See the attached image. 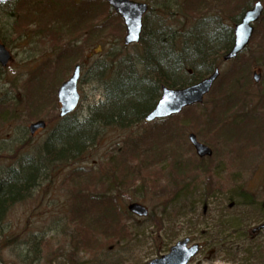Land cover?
<instances>
[{"label": "rangeland", "instance_id": "1", "mask_svg": "<svg viewBox=\"0 0 264 264\" xmlns=\"http://www.w3.org/2000/svg\"><path fill=\"white\" fill-rule=\"evenodd\" d=\"M54 1L60 5L58 7L60 8L66 3L82 0ZM89 1L93 2L90 8L95 12L97 9L102 10L100 16H103V19L96 20L99 25H107L115 21L117 27L113 28L116 32L103 34L95 43H87L85 38L79 39L77 47L81 55H77V52L71 55L70 64L72 66L62 73L63 77L59 75L57 63L59 56L65 54L71 45L60 44L58 38L53 43L52 36L37 30L42 24L49 23L45 21V18L31 21L28 25L29 31L20 23V20H25V14L37 13L41 17L44 15L42 10L49 15L54 14L48 2L16 0L11 3L12 5L0 8V42L6 46L12 56L7 68H0V181H3L8 174L26 171V162L41 164L40 170L43 171L38 182L28 191L27 198L13 206L0 223V264H147L167 254L171 247L182 239H189L192 243H199L202 246L200 255L190 264L264 263V229L259 230L254 236L251 235L252 229L264 224V210L260 204L255 207L240 206L242 205H239L240 200L232 198L236 193L245 192V188L247 190L249 188L252 195L260 194L261 189L264 191V163L254 174L249 175L246 170L236 174L239 183H243L246 179L243 186L245 188L238 190V188L230 187L234 179L226 170L223 147L221 150L220 146H215L210 163H207L206 159L199 163L187 141L188 133L195 134L188 121H185L183 128L179 126L177 120L168 121L164 127L144 122L129 129L104 128L98 140L85 149V154L76 161L56 167L53 165L51 166L53 168H50L48 163L49 169L47 170L43 166L45 156L41 149L61 120L56 91L59 85L71 76L73 68L76 65L81 66V78L78 83L81 100L78 110L72 116L81 118L80 121H83L88 119L94 106L98 107L107 99L105 84L100 82V78L95 77L98 62L99 64L107 62L108 69L110 59L114 56L118 58V62L122 60L125 63H132L137 72L140 69L139 64L142 63L143 51L137 47L123 48L122 39L125 29H123L122 22L113 18L111 10L104 11L103 0ZM133 1L145 3L150 7L144 28L145 25L147 28L159 27L161 31L168 30L171 34L182 33L180 31L184 30L194 31L195 25L209 17H212L211 19L217 17L220 21L219 27L232 30L241 12L257 2L256 0H243L241 5L239 4L232 10V16H229L221 6L220 12L216 9H219V5H225V1L222 0H218L217 4L213 0H190L191 4L189 3L188 6L185 0ZM260 1L264 3V0ZM204 3L212 5L200 9L198 13L200 17H193L189 14L190 9L194 13L195 7H200ZM225 6L228 9L229 3ZM234 6L235 4L232 8ZM65 16L70 21H73L74 16L79 19L77 14L69 17L68 13ZM259 23L249 49L240 55L239 59L228 64L221 62L219 65L221 69L219 80L226 78L235 67L246 68V72L241 77L242 81L248 83L249 89L248 94L243 96L246 110H252L255 103H261V98H264V57L262 56L264 16ZM206 27H208L206 22L198 25L200 31H204ZM147 34L150 33L147 32ZM201 34L205 36L202 39L206 38L207 33L201 32ZM218 34L223 36L226 33L220 31ZM63 67L65 68V65ZM255 72H259L262 77L258 84L252 78ZM115 74L117 71L108 75L109 81ZM52 78L56 80L52 82ZM125 88L126 85L120 92L124 93ZM203 102L194 107L191 113L197 116L208 114L211 101L207 97ZM183 116V113L178 115L181 120L187 118ZM38 120L47 123L46 129L31 136L28 127ZM171 125L179 129V137L173 143L162 144L159 149H166L167 146L175 148L177 152L173 149L170 153L174 157L184 158L187 162H194L192 167H212L214 175L210 182L202 176L198 177L199 182L193 185V193L191 196H186L189 198L181 196L177 205L169 203L165 206L168 195L161 193L164 192L167 180H163L159 167L149 170L138 167L137 164H129V170L134 173L140 171L138 175L146 181L144 184L140 181L134 182L133 178H126L125 185L119 183L117 179L112 182L108 179V176L113 175L111 167L108 168V163H111L113 158L120 157L119 153L124 146L139 139L142 145L137 153L142 155L147 146L145 133L161 135L163 133L161 130ZM241 133L248 146H258L264 137V129L259 123H255L253 127H243ZM127 148L130 150V146ZM247 155L251 154L248 151L240 152L242 163ZM137 157L135 155L133 159L140 158ZM158 158L160 157L155 158V161ZM251 159L253 157L245 160L244 163H251ZM79 170L84 175L83 177H87L81 180H90L88 184L77 178ZM87 173L90 174L87 175ZM106 178L107 182H105ZM110 184L113 185L112 188ZM223 186H226V190L229 191L216 192L208 197V189L222 191L220 187ZM72 187L74 194L71 191ZM110 190L114 193V197L119 194L116 203L125 215L124 224L131 225V239L122 242L117 248L100 249L96 255L84 253V250H77V252L75 250L76 255L73 256L72 244L75 241L73 236L76 233L69 222L72 202L77 200L80 205L83 197L103 198ZM131 203H139L150 214L160 217L162 223L160 231H157L152 222H146L128 214L127 206ZM235 219L243 221H239L241 224L238 227L239 233L238 228L229 230L227 227L228 222Z\"/></svg>", "mask_w": 264, "mask_h": 264}, {"label": "trees", "instance_id": "2", "mask_svg": "<svg viewBox=\"0 0 264 264\" xmlns=\"http://www.w3.org/2000/svg\"><path fill=\"white\" fill-rule=\"evenodd\" d=\"M44 1L48 2L51 9L53 8L54 11L52 12H55L54 14L49 15L45 10H42L44 15L41 14V17L37 13L25 14V20H20V23L21 26L29 31L28 25L31 21H39L45 18V21H49V23L42 24L37 30L52 36L53 43L58 38L60 39L58 41L60 44L71 45L65 51V54L59 56L57 68L61 77H63L62 73L72 66L70 64L71 55H75L76 52L78 53L77 55H81L78 52L79 47H77L79 39L85 38L87 43H95L100 40L103 34H114L116 32V29L113 28L117 27L115 21L107 25H99L96 20L103 19V16H98L99 13L101 15L102 10L97 9L95 12V10L91 9L92 1H75L74 3H66L60 8H58L60 5H57L54 0ZM222 1H225V5L229 3V7L227 9L223 4L219 5V8L221 6L226 10V14L232 16V10L237 8L242 0ZM185 2L187 6L189 3L191 4L190 0L189 2L185 0ZM234 4L235 6L232 8ZM104 6L102 8H105L104 11L106 10L107 12L106 5ZM190 10V15L198 17L200 10H195L194 13L192 9ZM68 13L69 17L77 14L79 19L74 16L73 21L68 20L65 16ZM113 18L119 19L114 14ZM213 22L208 23V27L204 31H200L197 28L198 25H195L194 31L184 30L180 31L182 33L173 34L168 30L161 31L159 27L150 28L148 24L149 28H147V25H145L141 37V45L137 48L143 51L141 54L142 63L139 64L140 69L138 72L136 69L134 70L132 63H125L122 60L118 62V58L114 56L110 59L108 69L106 67L107 62H101L100 64L98 62L95 69V77L97 79L100 78V82L105 84L107 99L100 103L98 107L94 106L91 109L88 119L80 121L81 118L78 119L71 115L59 121V124L53 129L41 149L43 156H45L43 166L46 167V170L47 168L49 169L48 163L50 168H53L70 164L80 158V156H83L86 152L85 149L91 147L98 140L101 130L104 128L129 129L134 125L143 123L147 114L154 109L160 97L161 87L166 86L174 90L175 88H186L197 84V82H200L209 73L213 72L214 68L218 66L221 56L231 49L232 44V35L225 29H219L218 24L220 21L216 18ZM212 28L214 29L212 30ZM220 31L226 34L220 36L218 34ZM147 32L152 33V35L147 34ZM201 32L203 34L207 33L206 38L202 39L205 36ZM262 56L264 57V51ZM64 65L65 68L63 67ZM58 71H56L57 75ZM114 71H117V74L109 81V76ZM245 72L246 68L235 67L226 78H223L224 80H219L208 96L211 101L208 114L194 115L191 113L194 107H191L182 112L187 117L184 120L177 116L166 121L155 122L157 126L162 125L164 127L168 121L177 120L179 126L183 128L185 121H188L198 139L212 148L213 151L215 146H220L221 150L223 147L226 170L234 179L233 182L231 181L230 187L238 188V190L239 188H245L243 186L246 183V179L243 183H239L236 174L245 170L248 171L249 175L254 174L264 163V137L258 146H248L241 133L243 127H253L255 123L261 124L264 129V98H261V103H255L256 105L252 107V110L244 108L243 96L245 97L249 90L248 83L242 81L241 78ZM55 78L57 79V76ZM55 78L51 79L52 82L56 80ZM124 85H126V91L121 93L120 91ZM161 131H163L161 135L145 133L144 137L147 146L145 147L146 151L142 155L137 153L142 145V141L139 139L124 146V149L119 153L120 157L113 158L112 162L108 163V168L111 167L113 173V175L108 176V179L111 182L117 179L119 183L125 185L126 178H133L134 182L140 181L144 184L146 181L142 180V177L138 175L140 171L134 173L129 170V164H137L139 165L138 167L148 168L149 170L159 167L163 180H167L164 192L161 193L168 195V200L164 204L165 206L169 203L177 205L181 196H191L193 185L199 182L198 177L202 176L210 182L214 175V169L207 166L192 167L194 162H187L184 158L174 157L170 153L173 149L177 152L173 147L167 146L166 149L160 150L159 148L162 144L173 143L179 137V129H175L172 125ZM128 146H130V150L127 148ZM243 151H248L251 155L244 157L242 163L240 152ZM135 155L140 158L133 159ZM157 157L160 158L155 161ZM251 157H253L251 163H244L245 160ZM224 158L222 159L223 161ZM206 160L207 163H210L211 159ZM200 162H204V159H200ZM26 163V171L8 174L3 181H0V223L3 222L4 217H6L13 206L27 198L28 191L35 186L34 184L38 178L43 175V171L40 170L41 164ZM166 167L168 169H164ZM78 172L80 173L77 178L88 184L90 180H81L87 179V177H83L81 170ZM89 174L87 173V175ZM107 181L106 178L105 182ZM111 184L110 187L112 188L113 185ZM143 184L141 185L146 186ZM225 187H220L222 191L208 189V197L216 194V192H228L229 190H226ZM72 189L74 190L73 187L71 191ZM245 189V192L241 191L234 194L233 200L238 198L240 200L239 205L242 204L240 206L245 207H255L260 204L262 210H264V191L261 189L260 194L262 193V195L259 193L252 195L249 192V188L248 190L247 188ZM72 193L74 194V191ZM113 194L110 190L103 198L95 196L83 197L80 205L77 200L72 202L69 222L76 233L73 236L75 238L72 244L73 256L76 255L77 250H84V253L96 255L100 249L117 248L122 242L131 239V225L124 224L125 215L116 203L119 194L115 195V197ZM144 221L152 222L156 226L157 231L162 228L161 218L154 214H150ZM239 221V219L229 221L228 229L236 230L241 225ZM237 231L239 233V228Z\"/></svg>", "mask_w": 264, "mask_h": 264}, {"label": "water", "instance_id": "3", "mask_svg": "<svg viewBox=\"0 0 264 264\" xmlns=\"http://www.w3.org/2000/svg\"><path fill=\"white\" fill-rule=\"evenodd\" d=\"M10 0H0V4H7ZM109 5L115 9L124 20L126 36L124 37V46L129 47L131 44L140 42V34L142 31V16L147 11V6L135 4L128 0H107ZM262 5L259 2L254 8L248 10L241 22L235 27V41L232 50L224 56V61L236 59L237 55L248 47L252 37L253 26L262 15ZM11 56L5 49L4 45L0 44V65L5 67ZM80 67L76 66L73 76L61 85L57 92V97L61 105L60 117L64 118L72 113L77 107L79 96L77 94V81L80 77ZM219 70H216L208 79L197 83V85L186 87V89L170 90L166 87L162 89V96L158 101L154 110L145 118L146 122H153L156 119H166L176 114H179L183 109L202 103L203 98L211 91L213 84L218 80ZM255 82L260 81L259 75H254ZM45 123L38 122L29 127L30 133L33 135L38 129H44ZM188 141L195 148L196 155L199 157H211L212 151L197 142L196 136L189 134ZM130 213L140 217H147L148 213L145 208L139 204H132L128 207ZM260 228H263L261 226ZM188 240H183L172 248L170 254L162 257L159 260H152L149 264H187L190 259L198 252V246L195 245L188 249Z\"/></svg>", "mask_w": 264, "mask_h": 264}, {"label": "bare ground", "instance_id": "4", "mask_svg": "<svg viewBox=\"0 0 264 264\" xmlns=\"http://www.w3.org/2000/svg\"><path fill=\"white\" fill-rule=\"evenodd\" d=\"M38 179H39V178H38ZM36 182H38V180H37Z\"/></svg>", "mask_w": 264, "mask_h": 264}, {"label": "flooded vegetation", "instance_id": "5", "mask_svg": "<svg viewBox=\"0 0 264 264\" xmlns=\"http://www.w3.org/2000/svg\"><path fill=\"white\" fill-rule=\"evenodd\" d=\"M199 254H200V253H199ZM193 261H194V260H193ZM193 261H192V262H193Z\"/></svg>", "mask_w": 264, "mask_h": 264}]
</instances>
